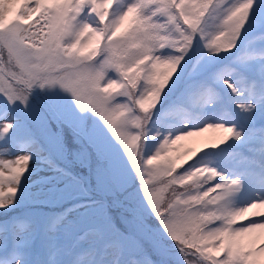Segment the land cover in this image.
Returning <instances> with one entry per match:
<instances>
[{"label":"rangeland","instance_id":"1","mask_svg":"<svg viewBox=\"0 0 264 264\" xmlns=\"http://www.w3.org/2000/svg\"><path fill=\"white\" fill-rule=\"evenodd\" d=\"M11 2L0 8V208L47 189L52 212L36 190L21 204L28 219L8 216L0 264H61L67 245L71 264H264V228L231 234L264 224L262 206L233 209L264 197V0ZM161 71L169 95L152 82ZM217 124L214 138L188 140ZM12 174L19 194L7 192L20 188Z\"/></svg>","mask_w":264,"mask_h":264},{"label":"trees","instance_id":"2","mask_svg":"<svg viewBox=\"0 0 264 264\" xmlns=\"http://www.w3.org/2000/svg\"><path fill=\"white\" fill-rule=\"evenodd\" d=\"M218 5H219V3H218ZM173 6H174V4H173ZM176 7V6H175ZM218 7V6H217ZM219 8V7H218ZM128 36V35H127ZM100 53V52H99ZM99 53H97L96 54V56H99ZM134 72H135V69H134ZM172 72V71H171ZM124 74V76L120 73V76L123 78V81H124V84L129 88V86H128V82L129 83H131V81L132 80H129L128 78V76L127 75H125V73H123ZM134 75L136 74V73H133ZM158 74H160V76H156L155 74L153 75V76H151V79H152V82H154V86H155V89H156V91L157 90H162V94H167V95H169V93H170V91H172V89H166L165 88V79H166V76L164 75V72L163 71H161V73H158ZM141 76L142 75H140V76H138L137 77V75L135 76V80H137L138 82L141 80ZM136 77H137V79H136ZM135 87H138V86H133V87H131V89L133 88H135ZM132 96H133V93L131 94ZM17 125V124H16ZM65 132H67V131H65ZM68 133H70V134H74V135H76L73 131L72 132H68ZM67 133V134H68ZM67 136V135H66ZM77 137V136H76ZM67 138H68V136H67ZM79 138V137H78ZM81 140H82V138H81ZM71 151H72V149H70ZM74 152H76V150H73L72 151V154L74 153ZM46 157V159H48L52 164H54V166L60 171H58L57 170V172L59 173V174H61V173H67L68 175H73V173L71 172V170L70 169H67V167H65L64 165H62V164H56V163H53L54 161H53V159H51V157L48 155V156H45ZM74 161V160H73ZM73 161H70V162H73ZM56 164V165H55ZM72 164H74L75 166L77 165L76 163H72ZM75 166H73L75 169H77ZM70 167H72L71 165L69 166V168ZM4 174H2L1 175V173H0V179L2 178V176H3ZM12 176H15L16 177V180H18V181H16V180H13V181H16L17 182V184L20 186V188L18 189L16 186L15 187H13V188H7V184H5V186L4 187H6L7 189H9V191H7V192H11V191H17L18 192V194L20 193V192H22V178H21V176H19V175H16V174H12ZM11 175L10 176H8V177H12ZM75 181H77V182H80L79 184H82L83 183V181L81 180V179H79V178H76V180ZM138 183H140L141 185H142V181H139ZM156 184V183H155ZM127 187H132V185L130 184V183H128V185H127ZM142 187V186H141ZM157 188H159V187H157ZM24 189H25V186H24ZM160 189V188H159ZM37 190V189H36ZM35 189H33V192H32V195L30 196V198L28 199V198H24V202H22L21 201V199H20V197L19 196H17L16 197V201L18 202V204H16V205H14V206H12V207H8V206H6V207H3V208H0V217H4V218H0V223H3L2 224V226L0 225V234L2 235V237H4V239H7L8 240V242H9V244H8V248L9 249H11L12 247H13V243H14V241H13V235H14V233H12V232H10L9 231V229H7L6 228V224H7V218H9V217H12V216H14L13 214L15 213V214H18V217H25V214H26V219H28V214H27V212L26 213H22L21 211L23 210L22 209V207H21V204H23V203H25V204H28V205H32V202H30L29 200H33L32 198H34V197H38V196H36L37 195V191H39L40 192V197L37 199V198H34L35 200H37L38 202L40 201V205H45V206H48L49 207V211L50 212H52V210H51V206H49V204L48 203H44V200H41V199H44V197H47L46 195H48L49 193L48 192H50V190H47V189H44V190H37L36 191ZM46 190V191H45ZM48 191V192H47ZM47 201H49V200H47ZM50 202V201H49ZM18 206V208H17V210H15L16 209V207ZM108 210V208L106 207V210L105 211H107ZM54 211V210H53ZM19 212V213H18ZM54 212H60V210H58V209H55V211ZM22 213V214H21ZM149 213H152V214H154L152 211H150ZM10 214H12L11 216H10ZM54 214V213H53ZM52 215V214H51ZM9 216V217H8ZM106 218H110L111 219V223H112V225L113 226H115V227H117L118 226V224L116 223L117 221L115 220V218H113L110 214H109V216L107 215L106 216ZM148 219H150V217H148ZM147 219V220H148ZM120 228H121V226H120ZM84 229H87V228H84ZM84 229H82V230H84ZM122 229V228H121ZM82 230H80L79 229V231H77V234H78V232L80 233V232H82ZM123 230V229H122ZM81 234V233H80ZM7 235V236H6ZM44 236H46V235H43V236H41V239H42V237H44ZM41 239H39L38 240V242H40L41 243ZM103 239H104V237H103ZM98 242V241H97ZM68 244V243H67ZM65 247H66V245H65ZM70 247L67 245V247L65 248V252L67 253L66 254V256H64V258H61L62 259V261H63V263H61V264H71V263H73V260H74V256H73V254H72V252H71V250L69 249ZM58 260H60V258L58 259ZM43 262H44V264L46 263L45 262V260L43 259ZM59 262H61V261H59Z\"/></svg>","mask_w":264,"mask_h":264},{"label":"bare ground","instance_id":"3","mask_svg":"<svg viewBox=\"0 0 264 264\" xmlns=\"http://www.w3.org/2000/svg\"><path fill=\"white\" fill-rule=\"evenodd\" d=\"M11 1H18V0H0V8L2 10H6L7 7H10V4H12ZM11 2V3H10ZM27 10V9H26ZM23 11H25V8L22 7L20 13H22ZM224 131V129L222 127H220L219 124L217 125H208V128H205V129H202V130H196L195 132H192L190 133V135L188 136V140L190 142H192L194 145H196L197 143L201 142V138L202 137H205V136H209L210 138H214L218 133H222ZM220 135V134H219ZM264 157V156H263ZM252 176V175H250ZM244 178V177H243ZM247 178V177H246ZM252 181V180H251ZM258 181V180H257ZM256 181V182H257ZM243 182V181H242ZM247 182V181H246ZM240 183V182H239ZM246 184V183H245ZM244 184V186H246ZM251 184V183H250ZM243 185V184H242ZM248 185V184H247ZM249 186V185H248ZM234 187H239V184L238 186H236V183H234V186H233V189ZM243 187V186H242ZM230 188V187H229ZM246 188V187H245ZM250 188V187H249ZM237 189V188H236ZM245 191V189H243ZM230 191V190H229ZM234 191V190H233ZM222 192V191H221ZM246 192V191H245ZM262 192V191H261ZM235 193V192H234ZM250 193V192H249ZM231 194H233L231 192ZM247 195V194H246ZM229 196V195H228ZM249 196H251L249 194ZM242 197V196H241ZM246 197V196H245ZM223 198V197H222ZM226 198V197H225ZM231 198V197H230ZM239 198V197H238ZM244 198V197H243ZM258 198V197H257ZM233 200V199H231ZM259 202H250L248 204V201H247V205L244 206V204L240 203L239 205H236L233 209L235 212H238V216H236V218H240V217H248V216H251V215H256L258 214L259 212L256 211V209H258V207L262 206L261 207V210L264 211V197H260V199H258ZM257 201V200H256ZM231 202H234V203H238L236 200L235 201H231ZM230 202V203H231ZM245 202V201H244ZM227 203V202H226ZM231 205V204H230ZM234 205V204H233ZM232 205V206H233ZM260 210V209H259ZM229 211V210H228ZM256 213H255V212ZM261 215V214H260ZM257 216V215H256ZM255 216V217H256ZM262 216V215H261ZM249 218V217H248ZM262 219V218H261ZM238 220V219H237ZM252 220V218H251ZM230 221V220H229ZM250 221V220H249ZM254 221V219L252 220ZM257 222V221H256ZM259 222V221H258ZM247 223V222H246ZM245 223V224H246ZM228 227V225H227ZM263 228H264V224H261L259 226H254L252 228H246V229H239L238 230H231V234L233 235V238L235 239H238L241 240L242 239H249V241L252 240V235H254V233H256V237L259 236V238L263 235ZM225 230V229H224ZM227 231H229L227 229ZM209 234V233H208ZM227 234V233H225ZM228 235V234H227ZM214 236V235H213ZM229 236V235H228ZM220 238V237H219ZM225 238V237H224ZM232 238V239H233ZM207 242L206 244H210L212 241H209V239L207 238ZM216 241V240H215ZM218 241V240H217ZM214 243V242H213ZM235 244V243H234Z\"/></svg>","mask_w":264,"mask_h":264}]
</instances>
